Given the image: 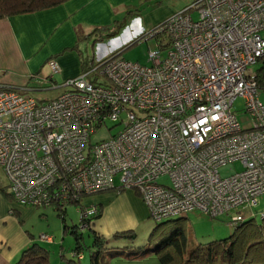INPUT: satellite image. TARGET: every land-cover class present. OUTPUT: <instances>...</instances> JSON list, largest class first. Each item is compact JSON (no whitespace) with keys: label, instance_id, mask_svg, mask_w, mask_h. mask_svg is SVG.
Listing matches in <instances>:
<instances>
[{"label":"built area","instance_id":"built-area-1","mask_svg":"<svg viewBox=\"0 0 264 264\" xmlns=\"http://www.w3.org/2000/svg\"><path fill=\"white\" fill-rule=\"evenodd\" d=\"M263 30L264 0H192L142 32L167 40L147 50L148 63L89 56L43 101L0 83V166L12 199L54 209L75 201L80 228L96 211L83 197L108 189L134 190L155 220L233 209L229 222L241 221L238 208L264 192V98L251 67L264 56ZM46 65L50 78L59 66L52 56ZM108 121L121 127L91 141ZM229 161L241 168L221 175Z\"/></svg>","mask_w":264,"mask_h":264},{"label":"crops","instance_id":"crops-1","mask_svg":"<svg viewBox=\"0 0 264 264\" xmlns=\"http://www.w3.org/2000/svg\"><path fill=\"white\" fill-rule=\"evenodd\" d=\"M137 4L147 8L140 12ZM172 13L173 9L160 0H65L49 8L1 18L0 83L33 97L36 94L33 91L56 87L57 94L63 88L61 81L81 70L89 56L95 59L118 48L101 45L111 38L108 35L114 33V37L126 26L124 32H130L124 40L126 43ZM261 36L264 39V30ZM51 56L59 69L49 78L46 59ZM262 62L264 56L251 65L252 69ZM81 202L96 205L99 214L92 218L89 227L107 238L114 232L131 229L148 215L132 189L95 192L83 197ZM15 209L25 213L30 210L25 205L14 202L9 205L0 199V264H13L21 249L35 241L31 234L18 228L19 219L10 214ZM42 241L52 242L51 236Z\"/></svg>","mask_w":264,"mask_h":264},{"label":"rangeland","instance_id":"rangeland-1","mask_svg":"<svg viewBox=\"0 0 264 264\" xmlns=\"http://www.w3.org/2000/svg\"><path fill=\"white\" fill-rule=\"evenodd\" d=\"M160 1H163L164 4L172 8L173 12H176L183 10L190 4L192 0ZM143 8L145 10V8L147 7L145 5L137 4V9L140 10V12L144 11ZM190 14L194 19L198 17L197 11H191ZM159 23H157L156 25H158ZM156 25H154V28L156 27ZM124 29H126V26L120 28V31L116 36L113 37L112 35L110 36L111 38H105L106 40H104L103 44L101 45H115L118 48L121 46V48H119L120 50L118 51L117 56L125 60L138 61L139 63H148L147 50L156 48L155 38L153 36L148 37L147 33H145L144 35H142V37L139 38L138 41L129 44L134 38L137 37L136 36L128 40L126 39L127 42L125 43L124 40L128 37L130 32L125 33ZM96 45L97 43L94 45L93 50H95ZM163 52V50L160 51V53ZM93 77H95L94 71H91L89 72V74H87V78H89L90 80H92ZM57 89L58 88L56 87L33 91L34 93H36L34 94V98L36 101H43L54 93L56 94V92L58 91ZM258 93L260 98L263 100L264 89L258 87ZM37 96H42L43 98H37ZM242 101L243 100L241 97H236L233 101V105L235 107V114L239 125L241 127H245L248 124V116L245 112L242 111ZM111 123L112 122L108 121L106 125L110 126ZM120 127V123L110 126L108 130L105 127H102L100 130H98V132L93 133L90 136V140L94 141L96 139L104 137L108 132L114 133ZM240 168L241 164L238 161H229L220 165L218 167V171L221 175H226L233 171L239 170ZM0 186L2 188L0 189V199L8 202L9 205L13 204V202L17 203L13 199L11 200V198L5 192L8 189V180L1 166ZM76 205V203H66L63 221L50 203L42 206L25 205L28 210L30 209L28 213H25L22 210L19 211V209H15L12 210L10 214L12 215V217L19 219V229H23L27 233L31 234V236L35 238V242L47 249L48 264H66V261L64 260L65 258L74 260L76 259L75 256L70 255V250L74 246V237L73 234L69 231V227L75 226V229L80 233L79 241L82 245L83 253L82 258L80 257L79 260L82 264H88L89 252L90 250L97 248V246L90 245V229H88V227L86 226L82 228L79 227L80 220ZM238 209V212L243 216V218L253 217L257 223L261 222V216L264 212V192L258 195L257 201L253 205L245 204L243 206H240ZM233 213L234 210L232 209L228 214ZM228 214L222 213L216 216H208L198 209H192L185 212L183 214V224L186 239V250H188L192 245L196 243L219 241L224 237H227V235L231 233L234 226L233 223L229 222L227 216ZM156 222L158 221L153 219L151 216L145 215L131 229H128L131 233H133V236L128 237L112 235L108 238L104 237V242H102V246L99 247L101 261L104 264H161L153 250V248L157 244L156 239H149L148 237L149 232ZM63 223L67 225L66 229H63ZM40 232H44L50 235L52 242H43V239L38 238ZM86 245H88V247H86Z\"/></svg>","mask_w":264,"mask_h":264},{"label":"trees","instance_id":"trees-1","mask_svg":"<svg viewBox=\"0 0 264 264\" xmlns=\"http://www.w3.org/2000/svg\"><path fill=\"white\" fill-rule=\"evenodd\" d=\"M65 0H0V19L15 14L30 13L36 10L49 8L62 3ZM123 26V23L121 27ZM154 26L152 27V29ZM114 35H105L110 37ZM144 33L138 35L129 44L139 40ZM156 45L166 46L164 33L154 34ZM128 45V44H126ZM124 45V46H126ZM121 48V46L119 47ZM113 50L112 53L120 49ZM84 68V66H83ZM256 85L264 88V63H260L255 69ZM0 189L1 186H0ZM11 198L9 189L5 191ZM85 196V195H84ZM13 202V201H12ZM69 203H76L70 201ZM77 204V203H76ZM57 214L63 221L65 205L61 208H55ZM99 214L98 208L89 215L88 219L95 218ZM157 220L148 234L149 239H156L157 244L153 248L161 264H264V212L261 216L262 221L256 222L253 217L243 218L241 221L234 223L231 233L222 240L208 243H196L186 250V239L184 233V216H173ZM63 229L67 225L62 224ZM90 229L91 244L97 248L90 250L88 255V264H104L100 257V246L104 237L97 234L92 228ZM69 231L74 237L73 251L76 259H64L66 264H82L80 257L83 256L82 245L79 238L80 233L75 226L69 227ZM44 233V232H43ZM113 236H133L129 230L114 232ZM89 245V246H90ZM88 247V245H86ZM76 254L81 256L78 258ZM71 255V254H70ZM61 256V255H60ZM63 258V256H62ZM47 249L37 242L33 241L23 247L17 259L13 264H48Z\"/></svg>","mask_w":264,"mask_h":264}]
</instances>
